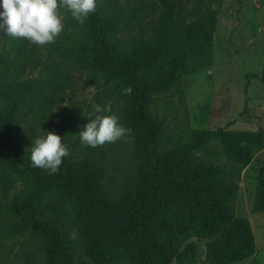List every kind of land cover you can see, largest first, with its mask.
<instances>
[{"label":"rangeland","instance_id":"obj_1","mask_svg":"<svg viewBox=\"0 0 264 264\" xmlns=\"http://www.w3.org/2000/svg\"><path fill=\"white\" fill-rule=\"evenodd\" d=\"M169 2L97 0L112 64L144 90L150 149L194 146L184 167L153 172L158 187L173 192L163 197L157 219L110 249L105 264H264V0ZM118 7L136 12L106 27L105 13ZM59 14L64 28L51 44L16 48L0 32V115L30 159L31 142L43 132L75 141L97 115L95 106L110 103L105 114L131 132L103 145L95 164L77 151L70 158L113 211L128 209L129 176L141 163L127 118L130 95L122 94L129 85L93 68L83 24L67 9ZM34 190L30 173L0 159V264H62L30 222L57 232L70 264H90L93 220L83 218L65 188L38 201ZM239 221L247 223L253 246L244 259L230 256Z\"/></svg>","mask_w":264,"mask_h":264},{"label":"trees","instance_id":"obj_2","mask_svg":"<svg viewBox=\"0 0 264 264\" xmlns=\"http://www.w3.org/2000/svg\"><path fill=\"white\" fill-rule=\"evenodd\" d=\"M164 6L170 5L169 0H161ZM136 12V8L118 7L105 13L107 26L112 27L121 19ZM108 19H110L108 21ZM83 34L89 43L93 57V68L115 81H126L133 91L130 94L127 118L132 129V141L141 163L137 171L129 176L128 196H132V205L128 209L119 208L113 211L105 200L104 192L90 183V177L84 168H77L73 163V154L77 151L87 163L103 158V146L85 147L78 137L75 141H62L68 147L69 155L62 158V164L55 174L41 168H34L31 160L22 153L13 142L3 116L0 115V159L21 166L34 179V200L44 193L63 187L77 206L83 209V218L93 223L88 226L94 233L95 251L92 252L90 264H105L110 259V249L121 246L124 241L139 236L144 226L155 221L159 215L162 199L170 194V186L159 188V181L154 171H173L184 167L189 161V154L194 146L187 144L184 148H174L157 154L149 147L153 142V130L146 118L144 108V90L137 85L133 74L127 73L111 62V50L107 33L101 26L97 10L89 14L83 23ZM11 37V36H10ZM16 48L30 49V42L23 38L11 37ZM103 160V159H102ZM210 208L213 206L208 205ZM36 210V209H35ZM34 234L49 242V248L56 254L62 264H70V256L63 243L52 227L30 222ZM93 225V226H92ZM237 237L232 243L231 257L244 259L252 254L253 246L250 230L245 221L236 224Z\"/></svg>","mask_w":264,"mask_h":264},{"label":"clouds","instance_id":"obj_3","mask_svg":"<svg viewBox=\"0 0 264 264\" xmlns=\"http://www.w3.org/2000/svg\"><path fill=\"white\" fill-rule=\"evenodd\" d=\"M0 32L14 38H23L37 46L55 42L63 31L64 25L59 9L70 11L72 17L83 24L89 14L97 8V0H0ZM133 89L128 86L122 94L130 95ZM111 104L96 105L97 115L89 120L78 133L85 147L103 146L115 143L128 135L131 130L119 123V117L111 113ZM68 147L62 143V137L52 131L43 132L31 142L30 159L34 168H41L55 174L62 164V158L68 156ZM69 239L76 240L77 233L72 232ZM88 260L87 257H84Z\"/></svg>","mask_w":264,"mask_h":264}]
</instances>
